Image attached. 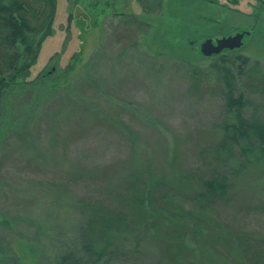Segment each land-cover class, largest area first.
I'll use <instances>...</instances> for the list:
<instances>
[{
    "label": "rangeland",
    "instance_id": "1",
    "mask_svg": "<svg viewBox=\"0 0 264 264\" xmlns=\"http://www.w3.org/2000/svg\"><path fill=\"white\" fill-rule=\"evenodd\" d=\"M51 26L30 67L29 82L7 90L0 102V264H53L54 255L75 234L76 199L114 202L105 176L98 173L93 182L66 177L75 163L90 169L112 164L108 168L116 171L110 176L117 183L121 165L141 158L147 161L144 167L154 170L153 181L173 193L167 199L170 207L193 209L187 196L200 188L198 178L211 168V147L222 135L221 126L233 119L217 91L212 64L220 62L221 55L239 54L248 58L247 65L258 61L257 69L264 71V0H56ZM242 31L248 33L239 48L207 57L200 52L204 39ZM124 49L119 61L115 56ZM69 62L73 69L66 71ZM91 62L101 67L111 101L98 104H111L114 126L85 122L79 114L60 118L57 124L39 115L45 103L56 112L57 95L78 84ZM109 62L115 67L112 74L105 71ZM251 99L245 115L256 108L264 118V92ZM55 125L62 165H38L13 133L30 129L34 143L42 145ZM254 153L246 154L251 162L233 175L230 201L214 207L217 223L236 234L249 233L252 241L238 248L228 234L230 248L219 254L187 234V257L196 264H247L256 249L264 264V157ZM239 156L244 157L238 150L229 167L239 168ZM61 175L69 184L58 188L62 201L56 202L53 182ZM256 231L263 234L254 235ZM144 242L142 254H130L124 264H152L157 259L149 240Z\"/></svg>",
    "mask_w": 264,
    "mask_h": 264
},
{
    "label": "trees",
    "instance_id": "2",
    "mask_svg": "<svg viewBox=\"0 0 264 264\" xmlns=\"http://www.w3.org/2000/svg\"><path fill=\"white\" fill-rule=\"evenodd\" d=\"M256 1L262 3V0ZM55 11L56 0H0V102L7 90L29 82L26 78L30 67L37 59L41 42L51 32ZM38 34L41 35L37 37ZM124 53L125 49L117 53L115 58L122 61ZM132 56H135V53ZM219 58L220 62L212 64L219 80L217 91L223 97L226 111L233 119L221 126L222 135L211 147V168L208 174L198 178L200 188L187 196L193 209L187 211L182 205L178 206L181 209L170 207L167 199L173 196V193L160 188L158 183L153 181L151 173L154 170L150 166L144 167L147 161L141 158L139 162L129 159L127 164L121 165L118 171L121 170L123 174L119 175L117 183L111 178L116 171L115 167L108 168L112 164L90 169L82 164L77 166L74 162L76 165L71 166L66 177L68 175L73 179L85 178L93 182L94 179L97 180L98 173L105 176L114 202L99 198L76 199L73 207L79 218L72 225L75 234L67 245L61 247L54 255L53 264H112L115 261L124 264L130 254H142L145 239L149 240L150 248H153L154 252L156 250L158 255L152 264H196L188 258L191 250L185 243L187 234L195 235L203 245L209 246L219 254H223L225 246L230 248L226 240L229 235L234 237L238 248L243 246V243L249 245L248 242L252 241L249 233L236 234V231L228 230L223 223L215 221L214 207L217 203L230 201L228 191L233 188L231 179L251 162L246 154L255 151V157H264V118L256 108L250 115H245V108L253 104L251 96L264 92V71L257 69L258 61L247 65L248 58L239 54L233 57L221 55ZM64 69L72 70L73 65L69 62ZM114 69L110 62L105 66L108 74H112ZM100 70L98 63H89L78 84L57 95L60 106L56 108V112H50L45 103L39 115H46L51 118V122L57 124L60 118L79 114L80 119L85 122H103L109 127L114 126L115 117L112 114L116 111L112 113V108L110 111L111 104L107 102L106 108L98 104V100L111 101L110 95L105 91L106 81L102 78ZM40 77L39 74L31 80ZM82 88L92 94L83 93ZM13 134L22 149L38 165H62V160H58V149L61 150V145L57 141V127L51 128L50 140L42 145L34 143L36 138L30 129L22 128ZM130 134L133 135L131 132ZM134 142L133 138L135 150L137 145ZM238 150L244 157L239 156V168L234 170L235 168L229 167V163L235 160L234 155ZM74 161H77L76 158ZM66 177L61 175L59 180H55L53 189H61L67 184ZM116 188L120 190L119 193L115 192ZM59 190L53 192L56 202L62 201ZM208 212L211 213L210 216H207ZM262 234L254 232V235ZM249 248L250 246L246 252ZM183 250L186 254H183ZM253 251L258 253L252 254L253 259L247 264H261L260 251Z\"/></svg>",
    "mask_w": 264,
    "mask_h": 264
},
{
    "label": "water",
    "instance_id": "3",
    "mask_svg": "<svg viewBox=\"0 0 264 264\" xmlns=\"http://www.w3.org/2000/svg\"><path fill=\"white\" fill-rule=\"evenodd\" d=\"M248 31L236 32L234 35L222 36L213 41L207 38L200 44V52L204 56L217 54L223 49H234L242 45V38Z\"/></svg>",
    "mask_w": 264,
    "mask_h": 264
}]
</instances>
